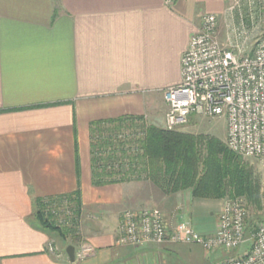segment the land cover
<instances>
[{"label": "crops", "instance_id": "obj_1", "mask_svg": "<svg viewBox=\"0 0 264 264\" xmlns=\"http://www.w3.org/2000/svg\"><path fill=\"white\" fill-rule=\"evenodd\" d=\"M215 9L213 0H0V264H100L124 247L115 242L124 209L156 206L171 226L185 217L190 190L142 178L94 184L92 136L98 122L126 117L163 126V92L180 83L189 39ZM75 192L78 238L67 244L93 252L71 262L35 209ZM148 245L158 244L132 247Z\"/></svg>", "mask_w": 264, "mask_h": 264}, {"label": "built area", "instance_id": "obj_2", "mask_svg": "<svg viewBox=\"0 0 264 264\" xmlns=\"http://www.w3.org/2000/svg\"><path fill=\"white\" fill-rule=\"evenodd\" d=\"M171 4L174 0H164ZM234 9L249 0H226ZM260 21L264 26V0H257ZM198 31L189 39L181 56V81L163 92L167 110L163 128L178 129L189 123L190 118L222 116L226 121L225 145L243 157L264 161V30L251 51L247 45L250 33L239 32V43H220L217 38V19L203 13ZM132 123V122H131ZM126 122L115 132H96L92 144L95 156L109 157L100 160L98 166L106 171L130 168L142 153L143 130L135 120ZM112 146L100 147L102 140ZM51 214V221L59 226H69L74 210L66 200L51 204L44 210ZM246 208L239 198L223 200L217 215L213 234H198L184 218L170 225L159 208L125 209L120 214L116 244L137 246L147 243L197 244L206 251L218 248L234 250L245 241ZM249 249L237 256L216 261L213 264H264V219L251 235ZM48 251L56 256L60 248L48 243ZM93 252L92 247L81 243L74 259H84ZM181 264V263H175Z\"/></svg>", "mask_w": 264, "mask_h": 264}, {"label": "trees", "instance_id": "obj_3", "mask_svg": "<svg viewBox=\"0 0 264 264\" xmlns=\"http://www.w3.org/2000/svg\"><path fill=\"white\" fill-rule=\"evenodd\" d=\"M139 123L143 130L142 153L130 168L106 171L98 166L100 160L93 153L92 180L96 185L129 179H148L167 192L190 190L192 198L225 199L242 197L253 208H260V177L254 166L243 156L229 150L225 143L214 135L194 134L180 129L167 130L163 127L145 125L138 118L126 117L98 122L96 132H115L126 122ZM131 123V124H132ZM100 147L112 146L109 140H102ZM109 146V147H110ZM67 198L74 202V217L69 226H59L46 214L47 206ZM57 200V201H54ZM79 214L78 192L57 199L37 200L35 217L42 226L67 243L72 235ZM252 221V220H251ZM66 245V244H65ZM68 245V244H67Z\"/></svg>", "mask_w": 264, "mask_h": 264}, {"label": "rangeland", "instance_id": "obj_4", "mask_svg": "<svg viewBox=\"0 0 264 264\" xmlns=\"http://www.w3.org/2000/svg\"><path fill=\"white\" fill-rule=\"evenodd\" d=\"M213 4L216 9L206 13L213 14L217 19V38L220 43L223 45L228 43V41L230 43H239L241 40L238 35L239 32L246 30L250 33L247 45L248 52H250L251 47H253L255 41L262 35L264 30V26L260 21L261 12L258 1H244L234 9L230 8L232 4L226 0H213ZM178 129L194 134L214 135L225 143L226 121L222 116H193L187 125ZM243 158L254 166L260 177L261 205L260 208H253L247 204L244 198L237 197L242 200L246 208L245 241L238 248L234 250L218 248L214 251H206L197 244L171 242L148 245L150 247L145 249L124 246L115 251L107 262L100 264H213L216 261L245 253L250 247L251 235L254 233L256 226L264 219V161L253 157ZM155 208L157 207L155 206ZM184 208L187 210L185 214L182 212L185 216L184 219H187L191 223L193 229L198 234L207 236L214 230L215 213L219 209L218 199L193 198V200L190 199L185 202ZM74 220L77 221L76 219ZM107 226V230L111 233L117 232L114 224ZM72 229V240L77 241L76 225ZM55 237V244L62 247L67 246V243H59L61 239L57 235ZM167 245H172L171 251H166L165 247Z\"/></svg>", "mask_w": 264, "mask_h": 264}, {"label": "water", "instance_id": "obj_5", "mask_svg": "<svg viewBox=\"0 0 264 264\" xmlns=\"http://www.w3.org/2000/svg\"><path fill=\"white\" fill-rule=\"evenodd\" d=\"M64 250H65L69 260L71 262H73L74 261V255H75V247L73 245H67V246H65Z\"/></svg>", "mask_w": 264, "mask_h": 264}]
</instances>
